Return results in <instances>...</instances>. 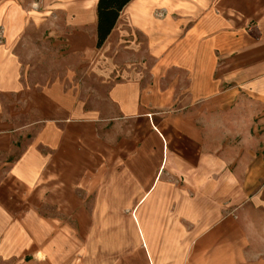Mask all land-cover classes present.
Returning a JSON list of instances; mask_svg holds the SVG:
<instances>
[{
	"label": "crops",
	"instance_id": "0c3cea01",
	"mask_svg": "<svg viewBox=\"0 0 264 264\" xmlns=\"http://www.w3.org/2000/svg\"><path fill=\"white\" fill-rule=\"evenodd\" d=\"M20 3L0 17V264H264V220L242 223L244 202L264 215V0H130L99 48L97 0ZM32 24L62 76L29 75Z\"/></svg>",
	"mask_w": 264,
	"mask_h": 264
},
{
	"label": "rangeland",
	"instance_id": "374dc122",
	"mask_svg": "<svg viewBox=\"0 0 264 264\" xmlns=\"http://www.w3.org/2000/svg\"><path fill=\"white\" fill-rule=\"evenodd\" d=\"M17 1H20V8L22 13L31 14L35 18H44V16L49 18L63 17V14L56 10L42 9L38 3L36 7H32L33 1L39 2L40 0H0V17L4 12H7L9 6H16ZM62 27V26H58ZM4 32L2 24H0V33ZM43 25L32 24L29 25L26 30V37L20 42L16 51L20 55L22 62L25 65H29V75L33 80H40L44 78H55L57 75H63L66 73L68 67L72 65L71 58L63 57L59 54L57 46L54 44V39L44 37L46 35ZM83 74V73H82ZM82 77L84 75H81ZM242 223L250 227L252 224L260 223L264 220V215L260 218L256 215L253 216L252 208L255 207L254 202L248 201L244 202ZM264 209V207H261ZM120 220V219H118ZM124 223H128L127 218H124ZM119 222V221H118ZM122 222V221H121ZM114 223H117L114 220ZM264 223V222H263ZM129 224H131V219L129 218ZM132 237V234H129ZM251 236V235H250ZM253 241L254 247L258 250L259 261L264 263V242L258 243L260 241ZM258 243V244H257Z\"/></svg>",
	"mask_w": 264,
	"mask_h": 264
},
{
	"label": "trees",
	"instance_id": "16d2710c",
	"mask_svg": "<svg viewBox=\"0 0 264 264\" xmlns=\"http://www.w3.org/2000/svg\"><path fill=\"white\" fill-rule=\"evenodd\" d=\"M130 0H97L96 47H100L114 27L121 10Z\"/></svg>",
	"mask_w": 264,
	"mask_h": 264
}]
</instances>
